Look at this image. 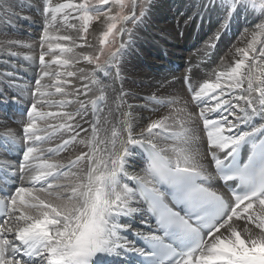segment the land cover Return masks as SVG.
Here are the masks:
<instances>
[{"label": "snow or ice", "instance_id": "snow-or-ice-1", "mask_svg": "<svg viewBox=\"0 0 264 264\" xmlns=\"http://www.w3.org/2000/svg\"><path fill=\"white\" fill-rule=\"evenodd\" d=\"M137 6L138 0L55 4L46 0L40 37L42 71L23 134L18 137L12 130L0 134V147L8 149L21 141L25 145L18 171L21 181L28 176L27 185L21 183L11 192L0 188V215L5 217L0 222V264H116L109 258L127 252L143 257L139 264H264V125L250 123L257 116L264 118V0H224L228 17L251 10L259 12L260 22L247 45L236 49L239 58L231 67L217 71L214 79L197 88L190 86L193 101L200 105L198 115L215 177L223 182L225 192L214 186L199 136L186 126L192 114L185 109L177 111L187 119L165 116L136 134L130 112L122 113L116 124L106 119L108 126L103 129L97 119L91 137L80 140L87 151L67 165L50 158L87 130L76 131L73 122L79 112L44 110L63 109L73 102L51 99L54 96L80 94L79 89L68 91L71 81L65 78L76 76L75 71L49 69L52 65L67 69L80 59L100 70L115 65L120 49L109 51L101 64L103 46L110 36L129 32L126 24L137 19ZM102 17L105 30L99 53H76L75 48L83 45L72 35L61 34V29L76 30L86 43L91 23ZM72 20L79 22V28ZM46 56L51 59L46 61ZM45 78L50 82L42 83ZM83 87L87 95L88 86ZM99 99H104L102 89ZM91 103L96 106V100ZM210 113H218L219 118ZM50 119L60 122L49 124ZM242 124L250 125V130L237 131ZM61 132L75 134L55 148L43 147ZM158 139L171 143L160 147ZM137 157L144 163L143 175L129 171ZM140 212L155 223L147 234H139L144 247L122 235L131 227L122 218ZM8 234H13L12 239Z\"/></svg>", "mask_w": 264, "mask_h": 264}, {"label": "bare ground", "instance_id": "bare-ground-1", "mask_svg": "<svg viewBox=\"0 0 264 264\" xmlns=\"http://www.w3.org/2000/svg\"><path fill=\"white\" fill-rule=\"evenodd\" d=\"M14 1L21 7H19L20 10L9 5V0H2L3 4L0 3V40H3L2 43H6V47H8L15 41L22 39L21 42H25L26 45L23 51H18V53L22 55V62H27V57L29 56H36L39 58L38 53H40L41 49H39L40 47L38 44L40 43L38 42H40L42 29L45 26L46 18L43 13V8L46 0H31L33 2L29 0ZM59 1L62 2L63 0H53V3H59ZM215 1L216 4L212 9L209 8L212 4L210 0H180L178 2H171L165 10L162 12L159 11V13L156 14L154 18L155 21L153 20L148 27L149 34L143 32V30L139 31L142 38L137 39L135 44L129 45L133 41L131 38L133 32L129 36H127V33L124 34L123 48L120 50L122 59L120 61L117 60L116 64L113 66H106L101 73L93 70L88 62L83 63L82 59H80L78 63H75L74 66H70L67 69L52 65L49 69L50 71L76 72V76L65 78L71 81V84L68 86V91L72 92L73 89H79L80 94L77 95L73 93L67 97L54 96L51 99H68L73 102L63 109L45 107L44 110L67 111L73 114L79 112V115H76L75 121L73 122L77 126L76 131H80L81 128L87 131H80V136L77 137L76 142L68 145L66 150L60 152L59 155H51L50 158L67 165L69 160L74 159L81 152L87 151L88 149L80 143V140H87L91 137V126L97 119L100 121L99 127L103 129L108 126L105 124L106 119L110 120L112 124H116L122 118V113L130 112L134 134H136L139 133L141 129L146 128L150 122L165 116L174 117L175 115L187 119L184 113L177 111L178 109H185L186 112L192 114L190 122L186 126L192 127L196 131L199 136V147H201L200 144L205 145L200 149L202 159L207 165L208 170L213 173V178H215L214 165L207 147L206 134L201 128L203 123L198 119L197 111H199L200 105H198L196 101H193L188 93L190 86L192 89L197 88L204 81L214 79L217 71L231 67L234 61L239 58L236 49L245 47L246 43L251 39L250 34L255 30V24H252L253 29L246 30L244 32L245 36L243 35V37H241L238 35V32H236V28L231 32L234 28V24L231 22L226 26V22L224 21V26L214 28L216 24H210L209 17L213 16L215 18H220V16L226 12L224 0ZM25 4L32 8V11L30 9V14L22 13ZM214 10L217 11L216 15L212 13ZM257 15L259 19V12ZM196 16L200 17V19L196 18ZM231 16L236 20L237 12ZM188 17L190 19H187ZM191 18L193 21H191ZM241 19H244V17L240 18L239 16L237 18L238 25H235L237 28H239L240 22H244L241 21ZM184 20L186 21L184 22ZM104 24L105 22L100 23L93 28V36L90 38L92 40L86 44L80 42L77 35L69 33L68 29H61V34H65L66 32L76 39L77 44L83 45V47L75 48L76 53L83 52L93 55L96 41L95 37L102 32ZM127 29L129 30V23H127ZM194 29H198L199 32L194 33ZM23 32L26 34L24 38L21 37ZM14 33L16 35H13ZM6 34H9V36ZM180 34L182 38L179 36ZM187 38L189 45L188 43L186 44ZM202 42L204 43L201 44ZM89 45H91V47H89ZM157 45L168 54L161 53ZM186 47H190L194 50L188 54L186 52ZM214 47L215 50L213 54H209V52L205 51L209 49L212 52V48ZM8 50L11 49L8 48ZM185 54L188 56H184ZM0 57V70H2V66L7 63L6 59L12 56L9 54L6 56L1 55ZM45 59L48 61L51 57L46 56ZM143 63L146 64V67ZM178 64H182L181 68L184 67L180 72L175 69ZM28 66L30 67H22L21 64H17L13 69V74H11L15 77L12 88L18 95L16 99H9L8 93L3 92L2 87L8 86L6 84L7 78L3 75L0 76V134L8 130H12L18 137L23 134V128L21 126L27 121L26 112L34 100L33 89H35V81L40 77L42 71V66L38 62L34 64L28 62ZM80 69L84 71L81 72ZM17 72L18 74H16ZM102 72L108 75L106 76L102 74ZM82 76H86L87 79H81ZM94 80L99 82L98 84L95 83L97 89L93 85ZM185 80L189 81L185 83ZM49 82V78H45V80L42 81V83ZM185 84L189 85V89L186 88ZM83 85L88 86V96L83 94L85 92ZM147 85L149 86L147 87ZM92 86L95 88V91L92 89ZM101 89L103 90V100L99 99ZM121 94L123 95L121 96ZM140 94L149 98L139 99L138 96ZM80 95L83 96V100L81 101L79 100ZM92 100H96L95 107L91 103ZM169 101H175V103H168ZM240 103L243 104V101ZM118 105L120 106L118 107ZM15 107H17V112L14 114ZM140 107L144 108V111L141 112L139 109ZM151 107H154L155 111L158 109L159 113L153 112ZM76 109H78L77 112H75ZM18 110H20L21 113H19ZM22 113H24V115ZM224 114L227 115V113ZM237 114L239 115L238 110ZM209 115L212 118H219L218 113H210ZM11 117L16 119V123H11ZM148 118H150V121L146 122V120H149ZM229 119H232V117H229ZM54 122L59 123L60 121L58 119H50L47 121L49 124ZM169 122L171 123V120ZM81 123L83 124L81 125ZM250 123L261 126L264 124V118L257 116ZM42 126H44L43 123ZM140 126H142L141 129ZM198 126H200V129ZM240 129L250 130V125L242 124L237 131ZM74 134V132L58 133L43 147L55 148V146L61 144L64 139H68L69 136ZM100 135L102 137L104 133L101 131ZM157 143L160 147H165L167 144H170L171 141L158 139ZM24 147L25 145L22 141L15 147L10 146L14 153V159L11 161H3L5 153L3 150L2 154L0 153V163L12 174L18 176L17 185L21 183L27 185L28 183V176H25L24 180L21 181L18 171V166L22 162ZM46 155L49 154L46 153ZM143 166V161L137 157L134 161V167L129 169V171H134L136 174L143 175L141 172ZM73 171H75V169ZM60 182L66 183V181L63 180ZM144 219V212H140L131 217H124L122 221L131 224L130 229L140 230L146 229L144 225L148 223V221ZM12 236L13 234H8L9 239H12ZM126 239L129 241L127 237ZM113 260L115 261V257H113Z\"/></svg>", "mask_w": 264, "mask_h": 264}, {"label": "rangeland", "instance_id": "rangeland-1", "mask_svg": "<svg viewBox=\"0 0 264 264\" xmlns=\"http://www.w3.org/2000/svg\"><path fill=\"white\" fill-rule=\"evenodd\" d=\"M10 2H9V5H12V7L13 8H15V9H18V10H20L19 9V5L14 1V0H9ZM29 1H31V0H29ZM175 1H180V0H139L138 1V6H139V12H138V14H137V19L136 20H134V21H131V23H130V27H129V32L127 33L128 35L127 36H129L132 32H133V36L131 37L132 39H133V41L131 42V44H129V45H133V44H135L136 43V41H137V39H141L142 37L140 36V34H139V31L140 30H143V32H145V33H148L149 34V25L152 23V21L154 20V18H155V16H156V14L157 13H159V11H163V10H165L167 7H168V4H170L171 2L173 3V2H175ZM188 1V0H187ZM31 2H33V1H31ZM62 2H64V0L62 1ZM61 1H59V3H62ZM212 2V4L209 6V8H213L214 6H215V4H216V1L214 0V1H211L210 0V3ZM0 3L1 4H3V2H2V0H0ZM21 8V7H20ZM30 9H31V11H32V8H30V6L29 5H26L25 4V6H24V9L22 10V13H24V14H30ZM36 11H38V10H36ZM116 11V9L114 8L113 9V12H115ZM128 10L126 9V12H127ZM141 11H143L144 12V15L143 16H141L140 15V12ZM216 10H214V12H212L214 15H216ZM258 12H255V13H253L251 10H249V11H247V12H237V17H236V20L235 19H233V17L232 16H230V17H228V15H227V13L225 12V13H223L221 16H220V18H215V17H213V16H211V17H209V19H210V24H216L215 25V27L214 28H218V27H221V26H224V23H225V25L227 26L228 24H229V22H231L232 24H234V28L231 30V32H233V30L236 28V32H238V35L239 36H241V37H243V35H244V32L246 31V30H248V29H253V25L252 24H256V23H258V22H260V20L258 19ZM240 16V18L241 17H244V19H241V21H244V22H240V24H239V28H237L235 25H238V21H237V18ZM196 18H198V19H200V17H198V16H196ZM187 19H190L189 17L187 18ZM215 19V20H214ZM232 19V20H231ZM104 18L102 17L99 21H93L92 23H91V25H90V27H89V30H88V33H87V42L86 43H89L92 39H90L91 38V36H93V28L96 26V25H99L100 23H103L104 21ZM155 21V20H154ZM186 20H184V22H185ZM191 21H193V19L191 18ZM225 21V22H224ZM234 21V22H233ZM208 22V21H207ZM71 23H76L77 24V28H79V22L78 21H76V20H72L71 21ZM152 25H155V24H152ZM120 25H118V27H119ZM225 26V27H226ZM69 30V33H73L74 35H77L78 37L81 35V33H79V32H77L76 30H72V29H68ZM105 30V24H104V26H103V30H102V32ZM101 32V33H102ZM199 32V30L198 29H194V33H198ZM101 33H99V35L98 36H96L95 38H96V41H95V44H94V49H93V55L95 56V55H97L98 53H99V49H100V47H101V45H100V43H99V39H100V37H101ZM7 36H9V34H6ZM13 35H16L15 33L13 34ZM24 36H26V34L23 32L22 33V35H21V37H23L24 38ZM76 36V37H77ZM181 38H182V35L180 34L179 35ZM245 36V35H244ZM77 37V38H78ZM126 39V38H125ZM78 40L80 41V42H83L84 44H86L85 43V41L84 40H82V39H79L78 38ZM187 40V42H186V44L188 43V38L186 39ZM2 41L3 40H0V56L1 55H3V56H6V55H9V54H11V56L12 57H9L8 59H6V61H7V63L5 64V65H3L2 66V70H0V76H5L6 78H7V82H6V84L8 85V86H4V87H2V89H3V92H5V93H8V98L9 99H11V100H13V99H16V97H18V95L16 94V91H14L13 90V84H14V82H15V77L13 76V75H11V74H13V72H14V68L16 67V65L17 64H21L22 65V67H30V66H28V62H32L33 64L35 63V62H38L39 63V58L38 57H34V56H29V57H27V62L25 61H23L22 62V60H21V56L22 55H20L19 53H18V51H23V49H24V46L26 45L25 44V42L23 43V42H21L22 41V39L21 40H17V41H15L14 43H12V45H9V46H11V47H6V43H2ZM205 42V41H204ZM204 42H202L201 44H203ZM249 42V41H248ZM247 42V43H248ZM38 43H40V42H38ZM121 43H123V39L122 40H118L117 39V35H113V36H110L109 37V43L108 44H106V45H104L103 47H104V50H105V52H104V55H101L100 56V63L101 64H103V62H104V60L107 58V54H108V52L109 51H115L117 48H119L120 50H122L121 48H120V45H121ZM220 43V42H219ZM247 43H246V45H247ZM39 45V47H40V44H38ZM128 45V44H127ZM128 45V46H129ZM188 45H189V43H188ZM85 46V45H84ZM199 46H200V44H199ZM156 47V46H155ZM157 47H158V49L160 50V52L161 53H165V54H168L164 49H162V48H160L158 45H157ZM259 47V46H258ZM8 48H10L11 50H8ZM40 49V48H39ZM194 49H192V48H190V47H186V52L188 53V54H190L192 51H193ZM214 50H215V47L214 48H212V52L209 50V49H206L205 51L206 52H209V54L210 53H214ZM223 50H224V48H223ZM2 51V52H1ZM6 53V54H5ZM38 55H40V53H38ZM19 56V57H18ZM184 56H188L187 54H185ZM142 57V56H141ZM1 58V57H0ZM28 58H30V59H28ZM38 58V59H37ZM165 59H168V58H166V57H164ZM122 59V56L120 55V51H119V53H118V58H117V60L118 61H120ZM82 62L84 63H87V61H84V60H82ZM176 62V61H175ZM89 64V63H88ZM91 67H92V69L93 70H96L97 72H100V71H102V70H100V69H97V67H96V64H89ZM143 65H145V67H146V64L145 63H143ZM172 66V65H171ZM106 68V67H105ZM104 68V69H105ZM166 68V67H165ZM182 69H184L183 67L180 69L179 68V72H180V70L182 71ZM12 71V72H11ZM149 71V70H148ZM89 72V71H88ZM16 74H18V72L16 73ZM10 79V80H9ZM5 84V85H6ZM93 85L95 86V88L97 89V86H96V84L95 83H93ZM149 85H147V87H148ZM9 87V88H8ZM95 88H93V86H92V89L95 91ZM10 89V90H9ZM10 92V93H9ZM33 92H34V89H33ZM88 96V95H87ZM139 99H145V98H149V97H147V96H145V95H142V94H140L139 96ZM79 100L81 101V100H83V96L82 95H80L79 96ZM140 109V111L142 112V111H144V108H139ZM151 110L153 111V112H156L157 114L159 113V111H158V109L155 111V108L154 107H151ZM173 110V109H172ZM78 111V109H76L75 110V112H77ZM158 111V112H157ZM193 111V110H192ZM14 113V112H13ZM94 113V112H93ZM193 113V112H192ZM15 114V113H14ZM194 115L196 116V113L194 112ZM175 116V115H174ZM149 120H146V122H148V121H150V118H148ZM10 121H11V119H10ZM11 123H14V122H12L11 121ZM52 124H57L56 122H54V123H52ZM83 123H81V125H82ZM23 126L24 125H22L21 127L23 128ZM194 127V126H193ZM78 128H79V126H78ZM142 128V126H140V129ZM198 128L200 129V126H198ZM201 145V147H200V149L203 147V146H205L204 144H200ZM0 153L2 154V151L0 150ZM0 161H1V158H0ZM3 161H4V159H3ZM138 171V170H137Z\"/></svg>", "mask_w": 264, "mask_h": 264}]
</instances>
